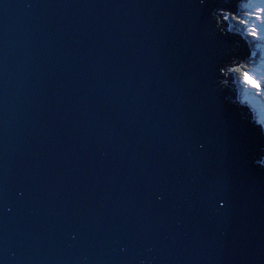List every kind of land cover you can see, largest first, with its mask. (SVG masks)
Wrapping results in <instances>:
<instances>
[{
	"label": "water",
	"instance_id": "obj_1",
	"mask_svg": "<svg viewBox=\"0 0 264 264\" xmlns=\"http://www.w3.org/2000/svg\"><path fill=\"white\" fill-rule=\"evenodd\" d=\"M237 2L0 0V264H264Z\"/></svg>",
	"mask_w": 264,
	"mask_h": 264
},
{
	"label": "clouds",
	"instance_id": "obj_2",
	"mask_svg": "<svg viewBox=\"0 0 264 264\" xmlns=\"http://www.w3.org/2000/svg\"><path fill=\"white\" fill-rule=\"evenodd\" d=\"M200 4L204 3V0H198ZM234 5L230 3V8H233ZM229 7H216L214 8L209 16L211 20V24L213 29L221 36L226 34L232 35L231 33L225 32V26L220 24L218 21L221 20V12L227 11L230 9ZM254 12H259V9L254 10ZM243 15H248V13H243ZM243 24L241 21H239ZM248 35L252 39H256L258 37L257 31L255 28L250 27L248 30ZM239 45L238 43H234L231 51V55L226 56L217 66V86L221 90L224 95L223 99L227 100L230 104L236 106L241 109L242 118H246L247 121L253 124V127L259 128V133L261 136H264V125L258 124L253 117L250 109L241 101L240 93L238 91V87L236 81L239 79L244 87L255 90L257 95L264 94L262 92V86H264V75H256L253 73L252 65L248 63L249 52L246 56H241L237 51ZM240 67H246L247 71L243 73L241 78L239 73ZM231 82V85H230ZM264 151V149H262ZM254 164L259 163L261 166H264V158H261L259 161L254 160Z\"/></svg>",
	"mask_w": 264,
	"mask_h": 264
},
{
	"label": "rangeland",
	"instance_id": "obj_3",
	"mask_svg": "<svg viewBox=\"0 0 264 264\" xmlns=\"http://www.w3.org/2000/svg\"><path fill=\"white\" fill-rule=\"evenodd\" d=\"M237 5L239 8L236 14L230 15L222 13V18L228 23L226 30L230 32L239 31L244 38L250 41L251 51L248 63L252 65L254 74L258 76L264 75V13H260L261 20H256V12H254L256 9L264 8V0H238ZM243 13H248V15H243ZM241 20L246 21V23L241 24L239 22ZM253 25L258 34L256 39H252L248 35V30ZM245 71H247L246 67H240L238 75L242 78ZM236 83L241 101L250 108L256 122L264 125V95L256 96L255 90L244 87L239 79ZM262 92H264V86H262ZM246 95L249 97L256 96V103L245 99ZM262 158H264V154Z\"/></svg>",
	"mask_w": 264,
	"mask_h": 264
},
{
	"label": "snow or ice",
	"instance_id": "obj_4",
	"mask_svg": "<svg viewBox=\"0 0 264 264\" xmlns=\"http://www.w3.org/2000/svg\"><path fill=\"white\" fill-rule=\"evenodd\" d=\"M260 13H264V8H259V12H257L256 15H255L256 20H261ZM241 22L242 23H246V21H243V20H241ZM252 27L255 28L254 25ZM261 95H264V94H261ZM261 95H257L256 94V96H261ZM256 96L249 97V96L246 95L245 99L250 100V102H252V103H256Z\"/></svg>",
	"mask_w": 264,
	"mask_h": 264
},
{
	"label": "bare ground",
	"instance_id": "obj_5",
	"mask_svg": "<svg viewBox=\"0 0 264 264\" xmlns=\"http://www.w3.org/2000/svg\"><path fill=\"white\" fill-rule=\"evenodd\" d=\"M238 8H239V6H238ZM237 11H238V9H237ZM237 13V12H236ZM236 13H229V12H227V13H225V12H223V14H230V15H234V14H236ZM227 27H228V25L226 26V29H227ZM240 37H242L245 41H246V43L248 44V40L246 39V38H244L243 36H242V34H240V32L238 31V32H236ZM248 46H249V48H250V45L248 44ZM250 51H251V49H250ZM238 81V80H237ZM236 81V82H237ZM237 84V83H236ZM237 87H238V85H237Z\"/></svg>",
	"mask_w": 264,
	"mask_h": 264
},
{
	"label": "trees",
	"instance_id": "obj_6",
	"mask_svg": "<svg viewBox=\"0 0 264 264\" xmlns=\"http://www.w3.org/2000/svg\"><path fill=\"white\" fill-rule=\"evenodd\" d=\"M238 32V31H237ZM250 43V41L248 40V44ZM250 45V44H249Z\"/></svg>",
	"mask_w": 264,
	"mask_h": 264
}]
</instances>
